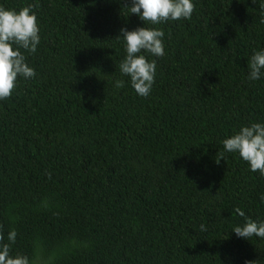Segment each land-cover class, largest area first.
Listing matches in <instances>:
<instances>
[{"label": "trees", "instance_id": "obj_1", "mask_svg": "<svg viewBox=\"0 0 264 264\" xmlns=\"http://www.w3.org/2000/svg\"><path fill=\"white\" fill-rule=\"evenodd\" d=\"M37 14L36 75L0 100V232L27 264H264V176L223 140L264 122V0H194L191 19L157 25L131 0H0ZM156 27L151 94L119 64L120 29ZM123 80L117 89L115 82ZM245 215L240 216L236 209ZM201 225L206 230H201Z\"/></svg>", "mask_w": 264, "mask_h": 264}, {"label": "clouds", "instance_id": "obj_2", "mask_svg": "<svg viewBox=\"0 0 264 264\" xmlns=\"http://www.w3.org/2000/svg\"><path fill=\"white\" fill-rule=\"evenodd\" d=\"M194 6V0H131L129 8L131 14H136L143 22L157 25L181 18L191 19ZM39 32L37 14L31 4L18 11L0 6V100L12 95L18 76L24 79L35 77V69L28 64L21 49L35 53L41 39ZM120 33L118 38L123 39L126 55L119 64V71L122 76L130 78L137 95L148 97L155 83L157 64L155 60H149L142 54V50L155 57L163 56L165 34L160 28L145 26L133 30L121 28ZM262 77L264 49L252 55L248 73L250 81H258ZM124 84L123 80H117L115 87L120 89ZM222 143L225 152L238 153L248 163L250 171H259L264 176V122L242 125ZM236 212L240 216L245 215L239 208ZM201 230H206L204 225H201ZM232 232L240 238H250L253 235L264 238V220L247 219L243 225L235 226ZM15 235V231L9 232L6 243L0 232V264H27L24 257L12 255L10 251Z\"/></svg>", "mask_w": 264, "mask_h": 264}]
</instances>
